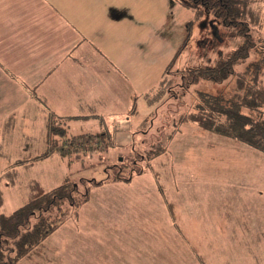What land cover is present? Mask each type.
Returning a JSON list of instances; mask_svg holds the SVG:
<instances>
[{
  "label": "rangeland",
  "instance_id": "obj_1",
  "mask_svg": "<svg viewBox=\"0 0 264 264\" xmlns=\"http://www.w3.org/2000/svg\"><path fill=\"white\" fill-rule=\"evenodd\" d=\"M50 1L84 41L57 55L62 80L41 90L47 106L33 95L23 102L17 91L14 105L0 107L14 113L0 116V216L39 185L76 184L78 203L86 188L90 197L78 209L66 204L69 218L36 264H201L200 254L205 264H264V154L179 123L204 98L235 92V76L201 79L186 92L176 85L181 69L226 58L236 46L231 31L212 15L198 20L178 0ZM241 1L262 17L253 30L257 52L237 66L252 83L254 75L264 79V0ZM181 48L166 93L162 86L155 95ZM53 118L70 135L109 131L114 146L80 158L28 160L47 146ZM174 210L178 219L168 213Z\"/></svg>",
  "mask_w": 264,
  "mask_h": 264
},
{
  "label": "trees",
  "instance_id": "obj_2",
  "mask_svg": "<svg viewBox=\"0 0 264 264\" xmlns=\"http://www.w3.org/2000/svg\"><path fill=\"white\" fill-rule=\"evenodd\" d=\"M178 1L180 5L195 11L194 16L198 20L212 15L226 31H231L230 35L236 46L226 58L209 60L207 66L198 64L188 71L181 69L183 83H174L183 87L186 92L201 79L222 83L231 76L237 78V88L233 95L204 98V102L202 100L203 103L200 102L196 110L186 114L179 123H194L204 132L233 139L264 154V79H258V76L254 75L253 82L249 83L247 76L237 69L238 65L250 58L252 52H257L253 30L262 28L260 9H253L241 0ZM181 50L182 48L167 65L155 95L166 93L169 68L175 63ZM146 98L149 102L152 101L149 95ZM53 115L59 119L66 117L55 113ZM46 128L47 146L36 157L27 158L32 159V162H39L53 155L80 158L81 154L108 151L114 146L109 131L70 135L65 124L57 125L54 118L48 119ZM163 153L162 150L156 151L151 158L155 159ZM93 184L98 186L101 182L94 180ZM78 193L76 184L65 183L49 189L39 185L20 207L7 215H1L0 264H36L39 261L36 262L37 258H44L47 239L69 218L63 213L66 204L78 209L80 204L87 202L90 197V189L86 188L81 197L82 202L78 203ZM197 259L201 264H205L201 255L197 256Z\"/></svg>",
  "mask_w": 264,
  "mask_h": 264
},
{
  "label": "crops",
  "instance_id": "obj_3",
  "mask_svg": "<svg viewBox=\"0 0 264 264\" xmlns=\"http://www.w3.org/2000/svg\"><path fill=\"white\" fill-rule=\"evenodd\" d=\"M79 29L50 0H0V107L14 105L17 91L24 94L23 102L33 95L47 106L48 96L41 90H55L56 77L62 80L57 75V55L64 48L72 52L71 45L81 46L84 40L77 41ZM10 112H0V116ZM168 213L178 219L175 210Z\"/></svg>",
  "mask_w": 264,
  "mask_h": 264
}]
</instances>
